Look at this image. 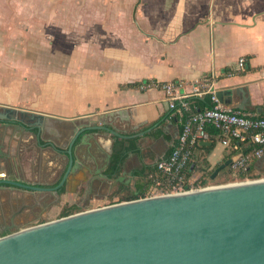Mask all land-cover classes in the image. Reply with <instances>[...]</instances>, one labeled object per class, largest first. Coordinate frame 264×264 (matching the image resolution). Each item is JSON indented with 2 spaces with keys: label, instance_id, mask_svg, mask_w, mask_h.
I'll use <instances>...</instances> for the list:
<instances>
[{
  "label": "crops",
  "instance_id": "1",
  "mask_svg": "<svg viewBox=\"0 0 264 264\" xmlns=\"http://www.w3.org/2000/svg\"><path fill=\"white\" fill-rule=\"evenodd\" d=\"M76 14L71 13L74 20ZM78 15L79 50L66 44L64 52L74 57L66 55L63 76H55L64 80L63 99L47 93L42 97L47 106L38 98L33 102L34 95L25 98L27 105L18 101L13 105L50 116L45 131L30 134L27 127L0 123V181L58 185L69 164L74 127L85 120L93 127L115 128L120 136L100 128L81 132L72 149L79 167L62 186L61 195L18 191L4 184L0 203L25 199L39 203L52 197L57 201L52 211L56 206L85 210L134 191L135 172L156 167L168 156L182 127L161 88L140 89L147 81L183 82L182 91L189 94L186 117L204 110L199 102L211 99L210 94L193 93L205 78L224 106L264 116V0H113L109 5L82 7ZM242 57L247 60L245 70L238 68ZM111 112L126 115L112 119ZM119 139L135 147L127 149L120 174L124 178L106 179L98 171L105 174L110 146L114 151ZM209 141L214 143L211 151ZM231 152L216 135L200 141L194 149L199 163L195 174L200 176L202 167L216 168ZM253 167V175L263 174L264 156Z\"/></svg>",
  "mask_w": 264,
  "mask_h": 264
},
{
  "label": "water",
  "instance_id": "2",
  "mask_svg": "<svg viewBox=\"0 0 264 264\" xmlns=\"http://www.w3.org/2000/svg\"><path fill=\"white\" fill-rule=\"evenodd\" d=\"M120 114L126 115L111 112L110 117ZM49 118L0 104V123L27 127L30 134L36 129L41 135ZM78 125L58 186L16 179L0 185L58 194L79 167L72 149L81 132L100 128L120 136L115 128L91 126L90 120ZM112 154L113 145L106 163ZM240 157L220 164L210 180ZM0 264H264V178L113 203L22 228L0 237Z\"/></svg>",
  "mask_w": 264,
  "mask_h": 264
},
{
  "label": "rangeland",
  "instance_id": "3",
  "mask_svg": "<svg viewBox=\"0 0 264 264\" xmlns=\"http://www.w3.org/2000/svg\"><path fill=\"white\" fill-rule=\"evenodd\" d=\"M112 1L0 0V104L17 106L18 101L20 105H27L34 95L33 102L38 98L47 106L42 98L47 93L57 100L63 99L64 80L55 76H63L64 60L68 55L74 57V53L64 52L66 44L71 43L72 50H79L80 8L109 5ZM72 12L77 13L75 20ZM224 170L216 180H211V186L243 181L230 166ZM258 176L264 178V173ZM112 201L107 200L103 206ZM64 207L56 206L51 210L56 213H49L46 218L58 219ZM98 207L102 206L93 204L90 209Z\"/></svg>",
  "mask_w": 264,
  "mask_h": 264
},
{
  "label": "built area",
  "instance_id": "4",
  "mask_svg": "<svg viewBox=\"0 0 264 264\" xmlns=\"http://www.w3.org/2000/svg\"><path fill=\"white\" fill-rule=\"evenodd\" d=\"M246 66V58H240L238 68L245 70ZM209 83L210 81L207 78L202 82H198L193 87V93L200 96L210 94L214 107L192 113L188 117L186 116L190 110L188 102L189 94L182 91L184 87L183 82L168 81L160 83L157 81H147L141 83V90L159 87L165 92L173 117L180 121L182 127L170 154L159 160L156 164L158 177L153 179V183L149 187L147 194L138 199L191 192L209 187L197 185L195 182L198 177H195V173L192 178L187 177L193 149L200 141L210 139V134L207 130V126L209 125L221 131L218 137L221 144L226 148H229L232 142H237L244 146H251L253 148L252 153L256 159L264 156V117L251 113H243L224 106L215 93L213 86H208ZM240 155L241 157L230 166L231 171L236 173V175L245 171L250 161L248 155L245 156L242 152ZM235 182L241 181L236 180Z\"/></svg>",
  "mask_w": 264,
  "mask_h": 264
},
{
  "label": "trees",
  "instance_id": "5",
  "mask_svg": "<svg viewBox=\"0 0 264 264\" xmlns=\"http://www.w3.org/2000/svg\"><path fill=\"white\" fill-rule=\"evenodd\" d=\"M199 103L205 105L204 107H201L202 105H199V108L201 110L205 107L206 108H213L214 107V103L211 102L210 98H205L203 103L202 102H199ZM207 130L210 134V138H213L215 135L218 136L221 133L220 130L216 129L214 126H211V125L207 126ZM208 143L211 144L208 146V149L210 150L213 148L214 143L210 142V141ZM133 146L135 147V145H133ZM133 146L132 145L131 146L126 145V140H122V139L120 140L119 139L118 141H116L112 157L110 159V162H109L107 168L105 169V175H107L110 179H116L120 176V174L123 170V165H124L125 160H126L127 149L129 150V148H131V147L134 148ZM194 149H193V154H192L193 156L191 157V160H190V167L187 170V177H189V178L193 177L195 170L197 168V164H199L194 158ZM228 149H231V151H232L231 154L229 155L230 158H232L236 153H241V152L243 153V155H245V156L248 155L250 158V161H249V164L247 165L246 170L239 174L240 180L260 179L259 176L252 174L253 169H254L253 163L256 160V158L254 157V155L252 153L253 148L251 146H244L243 144H239L237 142H232V145ZM209 152H206V155L209 154ZM226 160H228V159H226ZM226 160H224V162ZM218 166H220V165H218ZM216 168L210 169V170L208 169V167L200 168V169H202L203 173L201 176H199L197 178L195 183L197 185H200L203 187L213 185V184H211L212 181L210 180V176L212 175V173L214 172V170ZM224 171L225 170H222L221 173ZM135 177L137 178V181L135 184L134 191L130 192V194H128V195L117 196L118 199L116 201H112L111 204L119 203V202H123V201L134 200V199H138L139 197H144L147 194L149 187L152 185L153 179L155 177H158L156 167H149V168H145L144 170L137 171V172H135ZM229 182H235V181H229ZM227 183H225V184H227ZM63 192H64V187H62L60 189V193H63ZM82 210H84V209H81L78 206H66L65 209L63 210L61 217L68 216V215H71L75 212H79Z\"/></svg>",
  "mask_w": 264,
  "mask_h": 264
},
{
  "label": "flooded vegetation",
  "instance_id": "6",
  "mask_svg": "<svg viewBox=\"0 0 264 264\" xmlns=\"http://www.w3.org/2000/svg\"><path fill=\"white\" fill-rule=\"evenodd\" d=\"M58 185L50 186L49 188H54ZM16 189H18V191L22 190L20 188H15V190ZM58 194H62L60 193V189ZM55 203H57V201L53 200L52 197L46 202L41 201L39 203H36L35 201H26V199L25 201H19V203L16 204L8 201L0 203V237L22 228L43 223ZM79 208L84 209L82 206ZM63 210L61 214L63 213Z\"/></svg>",
  "mask_w": 264,
  "mask_h": 264
}]
</instances>
